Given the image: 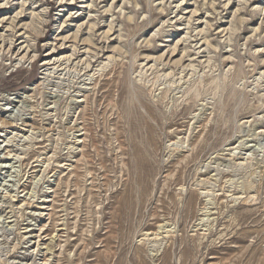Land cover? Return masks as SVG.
Returning <instances> with one entry per match:
<instances>
[{
  "label": "rangeland",
  "instance_id": "rangeland-1",
  "mask_svg": "<svg viewBox=\"0 0 264 264\" xmlns=\"http://www.w3.org/2000/svg\"><path fill=\"white\" fill-rule=\"evenodd\" d=\"M0 264H264V0H0Z\"/></svg>",
  "mask_w": 264,
  "mask_h": 264
},
{
  "label": "bare ground",
  "instance_id": "bare-ground-1",
  "mask_svg": "<svg viewBox=\"0 0 264 264\" xmlns=\"http://www.w3.org/2000/svg\"><path fill=\"white\" fill-rule=\"evenodd\" d=\"M211 4V3H210ZM23 5V4H22ZM22 13V12H21ZM13 23V22H12ZM109 26V25H108ZM90 31V30H89ZM19 207V206H18Z\"/></svg>",
  "mask_w": 264,
  "mask_h": 264
}]
</instances>
